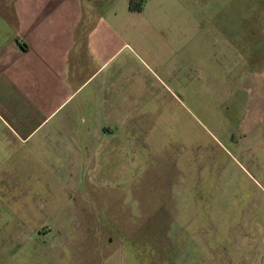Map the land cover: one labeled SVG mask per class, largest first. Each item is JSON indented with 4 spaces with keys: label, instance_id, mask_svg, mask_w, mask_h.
<instances>
[{
    "label": "rangeland",
    "instance_id": "374dc122",
    "mask_svg": "<svg viewBox=\"0 0 264 264\" xmlns=\"http://www.w3.org/2000/svg\"><path fill=\"white\" fill-rule=\"evenodd\" d=\"M208 1L211 23L264 57V0ZM208 29L206 89H177L141 118L126 171L120 160L107 172L98 146L22 142L0 120V264L264 262V90L246 84L259 66L235 68Z\"/></svg>",
    "mask_w": 264,
    "mask_h": 264
},
{
    "label": "crops",
    "instance_id": "0c3cea01",
    "mask_svg": "<svg viewBox=\"0 0 264 264\" xmlns=\"http://www.w3.org/2000/svg\"><path fill=\"white\" fill-rule=\"evenodd\" d=\"M212 7L208 0H0V120L22 142L40 134L45 145L98 146L99 163L110 169L122 160L126 171L136 161L126 153L138 151L148 132L141 118L178 98L177 89L186 98L192 85L206 89L205 27L218 28L220 55L237 56L235 68L244 56L259 66L247 89L264 90V57L242 31L226 38V23H211Z\"/></svg>",
    "mask_w": 264,
    "mask_h": 264
},
{
    "label": "trees",
    "instance_id": "16d2710c",
    "mask_svg": "<svg viewBox=\"0 0 264 264\" xmlns=\"http://www.w3.org/2000/svg\"><path fill=\"white\" fill-rule=\"evenodd\" d=\"M130 6H131V9L135 10V8L133 6V1L130 2Z\"/></svg>",
    "mask_w": 264,
    "mask_h": 264
}]
</instances>
